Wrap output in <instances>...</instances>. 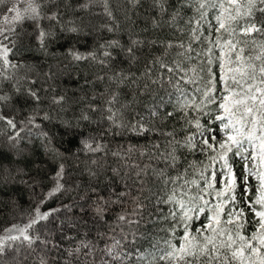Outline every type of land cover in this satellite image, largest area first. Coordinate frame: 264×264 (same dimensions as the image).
I'll return each instance as SVG.
<instances>
[{"label":"trees","instance_id":"obj_1","mask_svg":"<svg viewBox=\"0 0 264 264\" xmlns=\"http://www.w3.org/2000/svg\"><path fill=\"white\" fill-rule=\"evenodd\" d=\"M31 2L39 5L38 19L25 14L20 21L12 20L15 12L8 8L15 3L23 12ZM201 2L6 0L0 5V45L10 49L7 65L0 57V97H5L0 100V239L14 225L25 228L37 207L41 213L60 209L26 229L27 235L40 237L31 247L20 235L18 240L4 239L0 264H138V253L151 259L148 254H158L173 235L176 220L170 214L176 212L178 218L179 206L166 202L173 192L177 200L188 203L192 198V204L206 209L199 220L191 221L192 232L207 222V209L217 203L225 205V220L230 210L243 209V234L257 232L259 218L252 207L260 211L261 206L250 207L248 202L258 195L257 174L264 173V166L236 156L233 146L228 162L237 177L235 192L217 197L216 192L225 189L219 143L226 137H211L222 133L216 116L222 114L219 97L226 94L221 92L218 58L223 57L225 71L235 68L237 64L228 60L235 61L242 47L245 63L257 66L258 83L264 34L217 32L219 10L211 7L215 0H207L205 8H200ZM259 7L251 18L231 26L237 32L247 23L264 26ZM41 31L46 34L42 39ZM217 37L221 45L229 39L240 44L229 53V48L216 46ZM258 55L260 60L255 59ZM213 83L217 102L209 103L204 92ZM247 127L250 124L245 131ZM205 137L214 150L202 144ZM242 149H247L245 156L253 152L247 140ZM61 165L63 188L49 195ZM231 195L236 202H231ZM98 205L104 209L100 215ZM121 215L125 221L118 220ZM182 235L177 225L175 237ZM116 240L121 246L115 251L123 258L114 260L107 249ZM245 264L260 260L253 256Z\"/></svg>","mask_w":264,"mask_h":264},{"label":"snow or ice","instance_id":"obj_2","mask_svg":"<svg viewBox=\"0 0 264 264\" xmlns=\"http://www.w3.org/2000/svg\"><path fill=\"white\" fill-rule=\"evenodd\" d=\"M106 2V0H105ZM6 3V0H0V5ZM207 0H203L200 3V8H205ZM260 12H264V0H215L211 4V7L219 10V15L215 16V20L218 24L216 28L217 32L224 30L228 32L230 36H251L253 33L264 34V26H258L255 23H247L239 27V32L236 31L231 25L233 23L239 22L241 19L251 18L253 16L254 9L257 6ZM87 7V5H83ZM234 11V15L232 14ZM8 12H15V16L12 17L14 21H20L25 18L28 19H38L39 18V5L34 2L28 4L23 12H21L14 3L12 7L8 8ZM111 15V13H109ZM206 15L202 13L201 16ZM50 19L55 18V14ZM4 19L7 21L8 17L5 16ZM199 25V21L196 22ZM211 27V24H209ZM195 32V29L193 30ZM0 35H3V30H0ZM46 34L41 31L40 38L42 39ZM7 39V37H4ZM194 39L199 40V36L194 35ZM136 43V42H134ZM215 44L217 47H227L229 48V53L235 52L240 41L237 40L235 43L231 39L224 41L221 45L220 38L217 37ZM171 47V45H169ZM183 47V45H181ZM10 49L6 45H0V57L4 59V63L7 65L9 61L7 60V55ZM131 52V49H129ZM211 51V49H209ZM244 49L239 48V52L236 55L235 61L229 59L228 64L236 63L237 67H228L225 71V63L223 62V57L218 58L221 60L219 65L221 70V75L219 77L220 83L222 85L221 92L226 93L219 97V109L221 110L220 115L216 116V120L221 122V131L225 135L226 139L219 143V148L224 150L220 155L219 159L223 162V169L225 170L221 173V182L224 183V191H217L216 196L221 197L223 195L234 193L237 183V177L232 171V167L228 162V153L232 151V147H236V156H240L241 159L256 161L259 160L260 165L264 166V64H262L258 71L260 74V79L258 83L256 82V71L257 66L253 63H245V58L242 56ZM261 52L264 53V45L261 46ZM108 55V53H105ZM183 55V54H181ZM76 59H81L80 55L74 54ZM256 60H260L261 56L255 57ZM211 62V61H210ZM15 67V65H12ZM161 67H167V65H161ZM180 68L179 64L176 66ZM181 71L183 69H180ZM168 71H174L172 68H168ZM239 77V78H237ZM231 80V84H229ZM249 81H253L249 83ZM210 83H212L210 81ZM215 84L208 88L204 92V97L208 99L209 103L217 102V98L212 95L215 91ZM35 96V93H32ZM5 99V97H0V100ZM60 99H63L62 97ZM115 99V98H113ZM183 107V105H181ZM199 107V105H196ZM239 113V115H237ZM155 115V113H153ZM115 114H113L114 116ZM110 116L109 119H113ZM249 118H251L249 120ZM3 119V117H0ZM226 121V122H225ZM7 123L15 128V124L12 120H8ZM247 131H245L246 125ZM257 125H259V135H257ZM195 127L199 130L202 126L197 120L195 122ZM211 133V129H207ZM189 141L193 138L189 137ZM215 140V136L211 137ZM253 147V152L249 156H245L244 153L247 149H242L244 141ZM202 144L206 146L207 149H213L214 145L209 142V139L205 137L202 140ZM194 146V145H191ZM86 147H91L86 145ZM258 149V151L256 150ZM215 159V158H213ZM63 165H61L60 171L57 172V184L49 195H53L59 192L63 185L59 183V179L62 178ZM248 174H253L249 170ZM213 178L216 177L214 172ZM258 179L260 180V187L257 189L258 195L254 201H250L249 206L260 205L261 210L257 211L255 207H252V211L255 216L259 218V223L257 227V232H253L250 236H245L243 234L244 221L242 219L244 215L243 209H232L227 213V219L222 218V213L224 209V203H217L212 208L207 210L211 215L205 216L206 223L202 224L199 228H196L195 232L191 231V221L195 218L199 220L200 216L205 213V207H197L192 204V198H189L188 203L184 201L183 198L177 200L176 193L173 192L169 196L168 201H175L178 204L179 216L177 218V213L173 212L170 215L176 220V225L172 229V238L164 241V247L158 248V254H148L151 259H148L144 253L137 254L138 264H232L234 261H238L239 264H245V260H251L253 256H256L260 260V264H264V254L261 253V249L264 248V173H259ZM247 183V176L244 180ZM208 188H212V183H208ZM247 193V189H245ZM120 196L126 195L125 192L119 193ZM231 202H236L235 195H231ZM100 200L104 203V198L101 197ZM199 200L203 201L204 205L208 204V201L204 200L203 196L199 197ZM67 207V206H65ZM139 207V206H138ZM103 208L97 206L96 212L98 215L103 213ZM37 215L30 221L29 224L23 229H18L20 236L28 242L29 247L36 241L40 240L39 235L32 237L26 234V229L32 228L39 221H47L53 213L60 211V209H52L49 212L41 213L39 207L35 210ZM119 221H125L126 217L121 215L118 217ZM131 223V221H129ZM182 227L183 235L180 237H175L176 226ZM222 225H232L234 227H222ZM17 226H13L15 229ZM13 229H6V231L11 232ZM259 233V235H257ZM20 236H9L7 240H18ZM173 239H178L180 242L177 245L173 242ZM41 243L47 244L48 241H41ZM121 246V242L116 240L111 247L107 249L108 255L115 259H122V253L116 252L115 250ZM82 247H88L87 244H83ZM225 250L227 254H225ZM75 251L79 252L78 247ZM5 252V240L0 239V256ZM115 253V254H114ZM131 256V254H125ZM43 264V262H42Z\"/></svg>","mask_w":264,"mask_h":264},{"label":"rangeland","instance_id":"obj_3","mask_svg":"<svg viewBox=\"0 0 264 264\" xmlns=\"http://www.w3.org/2000/svg\"><path fill=\"white\" fill-rule=\"evenodd\" d=\"M224 134L220 133V132H215L213 134V136H215L216 139L220 138V136H223ZM10 229H13V227H11ZM18 229H23V225L21 226H17L15 229H13L11 232L9 231H6V233L3 235L4 236V239H6L7 237L9 236H19L20 235V232ZM6 241H9L6 239Z\"/></svg>","mask_w":264,"mask_h":264}]
</instances>
